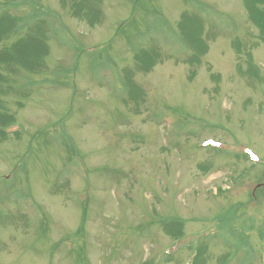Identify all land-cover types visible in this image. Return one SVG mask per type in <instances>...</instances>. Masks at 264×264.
<instances>
[{"label": "rangeland", "instance_id": "obj_1", "mask_svg": "<svg viewBox=\"0 0 264 264\" xmlns=\"http://www.w3.org/2000/svg\"><path fill=\"white\" fill-rule=\"evenodd\" d=\"M71 4L0 0L17 30L40 11L48 24L41 72H21L26 96L0 105V125L16 123L0 134V264H192L200 245L206 264H264V195L251 201L264 182V42L243 0H101L94 26ZM184 13L204 21L195 67ZM152 46L159 64L138 71L136 51ZM246 148L254 169L235 157ZM177 217L180 241L160 224Z\"/></svg>", "mask_w": 264, "mask_h": 264}, {"label": "trees", "instance_id": "obj_2", "mask_svg": "<svg viewBox=\"0 0 264 264\" xmlns=\"http://www.w3.org/2000/svg\"><path fill=\"white\" fill-rule=\"evenodd\" d=\"M243 2L245 9L247 10L249 21L259 30L258 37L262 42H264V0H243ZM63 4H65V1ZM34 8L36 7L34 6ZM36 9L39 10L38 8ZM70 10L73 11L72 14L76 16L78 15L90 26L97 25L101 22V0H72ZM40 14H42V11L35 12L32 17L27 19L25 26H27V29H29V34L24 39L15 42H12V38L14 37V34L18 33V21L15 19L14 22H11L10 20L0 21V43L4 45L2 51L0 52V69L4 65H7L8 73H11L12 68L15 66H18V68H21L29 73L34 72L37 74L41 72L42 69H40V66L43 64L45 57L43 49L44 38H42V35L39 36V34H43L44 25L46 23H44L42 20H38L37 17ZM7 17L11 18L9 16ZM30 20H33V22H30ZM204 30V21L195 14L184 13L178 23V33L180 35V40L182 43L184 42L183 45L190 52L189 56L184 60V63L192 67L200 65L201 58L204 57L207 52L208 46L204 38ZM33 49L34 51L32 52ZM35 54L38 55V59L34 58ZM135 54V68L138 71H143L147 74L159 64L161 59V53L159 52V49L153 46L148 49L137 50ZM36 61H38V63ZM39 63L40 65L38 66ZM38 69L39 71H37ZM12 73H16V69H14ZM244 73L247 75H252L255 78H257V75H259V72L255 71L254 64L252 62L248 64V68ZM132 76L133 74L130 73L127 76V81L128 86L131 87L130 96L135 101L136 96L134 95L138 93L140 94L141 91L137 90V87L133 84L129 85V80H131ZM0 78H3V76L0 75ZM128 86L126 83V88H128ZM10 124L12 123L0 125V134L3 137H7V128ZM236 158L240 157L236 156ZM258 191L262 192L264 195V189L258 188L256 192ZM219 193H222V191L220 190ZM254 200L255 196L251 195L252 203ZM233 210L235 212L237 211L235 208H232L231 211L223 216L227 217L225 222L228 225H231L236 218L235 212H233ZM160 224L162 229H164L165 234L170 235L173 240L179 241L184 237V220L177 217L173 219L162 220ZM223 226L224 223H222V227ZM243 242L245 243L246 240L244 239ZM194 251L195 256L193 264H206V259L204 258L206 247L200 245L194 248Z\"/></svg>", "mask_w": 264, "mask_h": 264}]
</instances>
